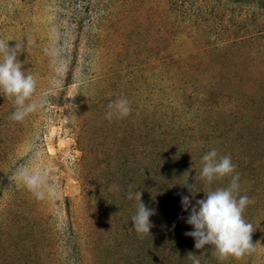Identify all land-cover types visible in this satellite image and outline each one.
<instances>
[{
  "label": "rangeland",
  "instance_id": "374dc122",
  "mask_svg": "<svg viewBox=\"0 0 264 264\" xmlns=\"http://www.w3.org/2000/svg\"><path fill=\"white\" fill-rule=\"evenodd\" d=\"M0 264H264V0H0Z\"/></svg>",
  "mask_w": 264,
  "mask_h": 264
}]
</instances>
